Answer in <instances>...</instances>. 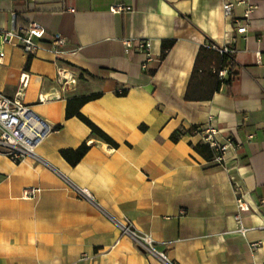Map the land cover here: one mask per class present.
Listing matches in <instances>:
<instances>
[{"label":"crops","instance_id":"1","mask_svg":"<svg viewBox=\"0 0 264 264\" xmlns=\"http://www.w3.org/2000/svg\"><path fill=\"white\" fill-rule=\"evenodd\" d=\"M247 1L256 6L253 23L239 34L235 19L247 6L228 18L224 0H0V32L8 33L0 92L14 97L27 74L23 101L53 129L38 159L15 164L0 154V264H169L123 236L115 219L151 234L171 264H264V0ZM120 4L132 10L110 12ZM31 22L46 29V42L60 34L76 53L57 57L45 44L29 56L16 36ZM148 40L144 71L138 47ZM165 40L176 43L162 61ZM210 42L233 49L238 74L211 100L186 101ZM59 70L76 82L61 88ZM93 94L102 96L81 113L118 148L66 116L70 99ZM210 124L216 141L230 144L225 163L195 151ZM81 147L87 153L76 165L62 156ZM237 184L251 207L241 215L244 235ZM28 187L42 192L25 199Z\"/></svg>","mask_w":264,"mask_h":264},{"label":"built area","instance_id":"2","mask_svg":"<svg viewBox=\"0 0 264 264\" xmlns=\"http://www.w3.org/2000/svg\"><path fill=\"white\" fill-rule=\"evenodd\" d=\"M247 6V10L244 17L241 19H235L237 25V32L239 34L247 33L249 27L253 21L251 14L255 11L256 6L248 2L247 0L228 1L224 0L223 9L228 18L232 16L233 10L239 6ZM131 7L125 5H113L110 7V12L113 14H120L123 12L131 11ZM8 33L0 32V46L6 42ZM47 31L41 25L36 22H31L28 27L19 33L16 37L20 47L29 56H33L47 44L50 50L57 56L62 57L67 53L75 54L76 51H70L67 49V39L60 35H53L50 42H46ZM264 39V36H263ZM126 51L129 52L134 47V42L129 39L124 41ZM221 53L231 54L234 53L233 49L229 46L217 47L213 46ZM152 43L151 41H140L138 51L144 56L142 62V68L144 71L148 70L149 63L152 61L151 54ZM259 60L262 62L264 58V50L259 53ZM228 70H222L219 72V77L223 80L228 77ZM28 75L24 74L21 77V90L14 97H10L3 92H0V154L9 158L13 163L20 164L29 157L38 159L37 149L40 144L50 135L52 132L51 125L39 117L29 104L23 101L24 91L28 85ZM75 79L71 77L68 70H59L57 83L61 88L75 83ZM120 94L123 91H119ZM43 100V99H41ZM206 133L204 141L209 144L215 151V160L219 163H225V153L228 151L230 144L223 145L216 141V130L212 126L201 129ZM42 189L35 187L25 188L23 191V198L35 199ZM79 196L86 197L92 200V195L87 191H78ZM235 194L237 197L238 214L235 219L240 224L239 232L245 234L247 229L241 224V215L251 210L250 205L245 199V193L243 187L240 185L235 186ZM184 214L183 211H181ZM117 227L120 229L123 236H127L132 241L143 249L149 256L159 257L163 261L171 264L167 256L160 252L157 248V242L151 234L144 233L135 228L134 224L128 220L123 221L114 220ZM258 245H253L257 247Z\"/></svg>","mask_w":264,"mask_h":264},{"label":"trees","instance_id":"3","mask_svg":"<svg viewBox=\"0 0 264 264\" xmlns=\"http://www.w3.org/2000/svg\"><path fill=\"white\" fill-rule=\"evenodd\" d=\"M175 40H165L162 45L161 60H165L168 51L175 46ZM213 46H217L210 42L209 46H202L200 48L196 64L194 67L193 74L190 79V84L185 96L186 101L189 102H201L209 101L213 98L214 94L218 92L221 87L230 82V80L238 74L234 71L235 59L234 54L221 53L219 50L215 49ZM219 47V46H217ZM32 57L29 58L27 67L30 66ZM227 69L229 74L226 79H221L219 77V72ZM119 95H125L126 92L123 91L122 94L118 92ZM101 94H93L89 96H83L79 98H73L68 101L67 105V118L77 117L87 126H89L92 132L102 138L108 144L118 148L119 144L114 141L107 133H105L101 128H99L95 123H93L89 118L81 113V108L88 102L100 98ZM194 128L190 130L193 132L197 130ZM184 132L179 131L172 136L173 141H178L180 135ZM195 151L201 155L207 161L215 160L216 153L210 147L209 144L200 143L195 146ZM87 151L85 148L81 147L77 150H63L62 156L71 164H78L83 157L86 155Z\"/></svg>","mask_w":264,"mask_h":264}]
</instances>
